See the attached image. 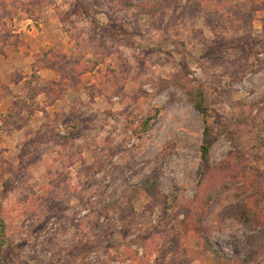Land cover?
<instances>
[{
  "label": "rangeland",
  "instance_id": "rangeland-1",
  "mask_svg": "<svg viewBox=\"0 0 264 264\" xmlns=\"http://www.w3.org/2000/svg\"><path fill=\"white\" fill-rule=\"evenodd\" d=\"M0 264H264V0H0Z\"/></svg>",
  "mask_w": 264,
  "mask_h": 264
},
{
  "label": "trees",
  "instance_id": "trees-1",
  "mask_svg": "<svg viewBox=\"0 0 264 264\" xmlns=\"http://www.w3.org/2000/svg\"><path fill=\"white\" fill-rule=\"evenodd\" d=\"M192 90H194L192 88ZM191 103L194 105V107L198 110V112L201 113L203 117V125H204V130L202 134V139L200 142V159L202 166L206 165L211 148L214 144V142L217 139L216 134L213 132V127L210 124L209 118L213 114L212 110L209 108V106L205 102V98L203 96V92H200V90L196 91V93H193L192 91H187ZM160 109H158L154 114H149L145 119L141 121V127L140 129L137 130L138 136H141L144 134L148 128L151 126L153 119L157 116L156 113H158ZM203 177V171L201 172L199 176V180H201ZM213 198V197H212ZM212 198L210 200H212ZM207 210V205L205 206ZM1 226L4 229V223L1 221Z\"/></svg>",
  "mask_w": 264,
  "mask_h": 264
}]
</instances>
